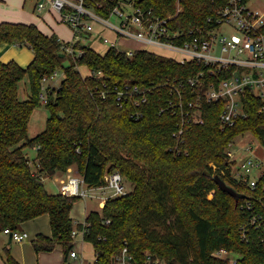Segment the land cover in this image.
<instances>
[{
  "label": "trees",
  "instance_id": "16d2710c",
  "mask_svg": "<svg viewBox=\"0 0 264 264\" xmlns=\"http://www.w3.org/2000/svg\"><path fill=\"white\" fill-rule=\"evenodd\" d=\"M118 1L84 0V4L109 17ZM133 1L162 16L176 13L179 1L183 11L174 22L180 28L205 24L224 2ZM98 2L103 8H98ZM3 43L28 45L35 56L26 68L16 61L0 60V233L47 213L52 236L40 234L34 247L41 251L62 245L69 254L76 228L71 211L81 196L52 193L43 177H54L75 166L89 187H98L106 184L107 173L119 171L131 181L133 190L109 198L101 211L92 210L86 218L90 225L85 239L94 246V264H115V256L125 247L136 264H147V253L166 264H231L229 257L213 255L221 248L239 255L234 264H264V248L240 238L239 227L245 219L240 209L243 197L236 199L219 188L211 166L227 163L225 149L241 134L251 132L264 143L261 97L247 90L248 115L227 127L220 121L224 101H204V122L185 128L184 147L189 154L175 155L173 132L182 118L179 111H160L173 96L167 86L159 84L167 78L193 75L202 68L197 62L181 63L143 49L128 55L116 46L101 53L81 38L73 47L83 54L74 59L65 49L69 43L25 22H0V45ZM67 58L69 65L64 64ZM80 66L101 74H83ZM57 69L63 70L64 78L48 93L46 127L30 138L29 122L42 104L43 80ZM25 78L32 93L20 101L18 85ZM126 79L143 88L152 82L159 87L137 106L133 99L118 100L113 91L123 87ZM108 89L104 97L103 91ZM195 96V91H187L188 99ZM25 147L36 148L34 162ZM225 180L239 193L248 194L246 185ZM212 190L215 193L210 196ZM6 261L20 264L9 248Z\"/></svg>",
  "mask_w": 264,
  "mask_h": 264
},
{
  "label": "built area",
  "instance_id": "2783aa9c",
  "mask_svg": "<svg viewBox=\"0 0 264 264\" xmlns=\"http://www.w3.org/2000/svg\"><path fill=\"white\" fill-rule=\"evenodd\" d=\"M47 2L68 22L74 32V39L66 42L69 45L65 47L71 58L75 59L83 54L82 50L73 47V43L82 38V34L94 33V24L99 23L113 30L118 39L141 41L143 50L155 53L156 50H167L171 53L164 56L181 63L194 61L201 65V69L187 78H167L159 84L167 86L173 96L160 111H179L182 118L178 129L173 132L177 143L172 149L178 154H189L184 147L185 128L204 122V101H224L220 121L223 127H227L234 126L239 117L248 115L244 101L247 90L253 91L264 100V6L254 7L249 4V0H224L216 7L214 13L207 17L205 24L180 28L174 22L175 17L183 11L179 1L176 13L162 16L152 7L136 6L133 0H119L109 17L102 16L94 8L86 6L84 0H40L38 8H45ZM97 6L103 8V3L98 2ZM111 16H116L118 22L111 21ZM132 25L136 26L137 31L132 30ZM103 42L110 47H118L116 41L113 42L107 37H103ZM126 52L133 55L135 51ZM58 71L57 69L43 80L41 100L44 104L48 101V93L54 88L52 85L47 86L46 82H56L53 80L56 79ZM89 74L97 75L101 74V71L90 70ZM159 86L152 82L150 86L143 88L132 79H126L123 87H115L113 91L117 93L118 100L133 99V102L140 106L148 100V93L155 91ZM189 90L195 91L197 96L188 99L186 94ZM108 91L109 89L103 91L104 97ZM261 110L264 111V104ZM139 113H136V117ZM259 142L264 147V143L261 140ZM235 147L234 140L225 149L227 163L224 166L216 163L211 166L214 174H219L224 180L227 178L233 184H243L248 188V194H244L240 203L245 217L239 227L240 238L247 243L257 242L264 248V156L255 153L253 144ZM123 178L119 171L107 173L105 185L91 188L110 187L115 195L124 194L126 191L122 183ZM85 185L82 176H71L67 180H61L60 191L64 195L85 198L88 195ZM214 193L215 190H212L210 196ZM89 225L90 222L85 220L80 229L76 227L72 231L73 238L78 235L85 238ZM3 233L15 241L29 238L28 231L20 228L6 227ZM229 253L225 248H221L214 251L213 255L228 258ZM78 255L76 250L70 251V257ZM114 262L136 264L127 247L115 256ZM146 262L166 264L159 258H154L151 253L146 254Z\"/></svg>",
  "mask_w": 264,
  "mask_h": 264
},
{
  "label": "crops",
  "instance_id": "0c3cea01",
  "mask_svg": "<svg viewBox=\"0 0 264 264\" xmlns=\"http://www.w3.org/2000/svg\"><path fill=\"white\" fill-rule=\"evenodd\" d=\"M39 1L40 0H37V2L33 6L32 4H29V0H0V22L14 21V22L33 23L48 35L55 34L59 39H61L64 42L72 41L74 39V32L73 30H71V27L68 24V22L63 20L60 14L57 13L54 9H52L50 3L48 2L46 3L45 8L39 9L38 8ZM38 11L39 12L46 11V12H44L43 15H40ZM94 27H95L94 33L87 34L86 38H88L90 42L89 45L101 53H104L110 47L108 44L103 42V37H107L113 42L116 41L117 44L122 42L123 40V39H118L117 34L113 30L106 28L99 23H95ZM99 45L103 47V51L99 49L98 47ZM16 46H24V45H16V44H8V43L1 44L0 60L4 62L16 61L24 68L28 67V65L32 61L33 55H31V53L30 54L22 53L23 50L22 49L17 50L15 48ZM56 176H60V180L58 179L59 183L57 186L53 185L54 189H50L45 184L46 188L52 193L61 192L60 191L61 180H67L71 176H82V174L78 172L75 166H73L70 167L67 172L64 173L59 172ZM85 187H89V186L86 184ZM109 194H111V192L106 193V191L98 194L97 197L100 198L99 204L101 208L104 206L107 200V196H109ZM87 206L88 204L86 202L85 215L83 219H76L75 216L73 215L74 209H72L71 211V217L73 218L77 229H80L78 225L80 224L82 225L83 222L86 220L89 212L92 211L89 210ZM19 228L28 231L29 238L23 241H15L9 235L3 232L0 233V264H8L6 261V248L10 249L12 256L20 264H70V260H71L70 253L66 254L65 249L62 247V245H56L52 250H41V251H37L36 248L34 247V242L37 240L40 234L48 237L52 236V228H51L49 214L46 213L37 216L33 219L27 220L23 222ZM85 240L86 239L83 238L82 242L84 243ZM74 244L75 243L73 240V247ZM73 247L72 249H74ZM83 250L82 253L84 252ZM94 253H95V249H94ZM95 259H96V255H95ZM81 264H94V262L91 261L86 262L83 259V255H82Z\"/></svg>",
  "mask_w": 264,
  "mask_h": 264
},
{
  "label": "rangeland",
  "instance_id": "374dc122",
  "mask_svg": "<svg viewBox=\"0 0 264 264\" xmlns=\"http://www.w3.org/2000/svg\"><path fill=\"white\" fill-rule=\"evenodd\" d=\"M36 2H37V0H29V4H32L33 6ZM249 4L254 6V7H263L264 6V0H249ZM44 12H46V11H43V12L38 11V13H40V15H43ZM110 19L113 22H118V18H116V16H111ZM131 28L133 31H137L136 26L132 25ZM81 40L85 44H90L88 38H86V37H82ZM98 47L101 51H103L102 46L99 45ZM118 47L121 50H125V51L126 50L135 51L137 49H142L144 47V45L139 40L124 38L122 40V42L118 43ZM15 48L17 50L22 49L23 50L22 53H27V54L31 53V55H33V58H32V61H33L34 56H35L34 51L28 45L16 46ZM156 51L160 55H167V54L171 53L167 50H156ZM70 63H71V60L69 58H67L64 64L69 65ZM79 69L81 70V72L83 74H89L90 73V70L85 66H80ZM63 78H64V73H63V70L60 69L58 71L56 79L53 80L56 82L48 81V82H46V85L47 86L52 85L53 87L57 88L61 84ZM31 93H32V90H31V85H30L29 80L27 78H25L22 81H20V83L18 85V97H19L20 101L27 100ZM49 115H50V112L43 102L39 107H37L33 111L31 118H30L29 127H28V136L30 138L36 136L37 134H39L40 132H42L45 129L46 121H47V118L49 117ZM176 143L177 142H175L174 146L176 145ZM235 143H236V147L246 146L248 144H253L255 146V153L264 156V147L259 142V139L251 132H246L244 134L239 135L235 139ZM24 151L28 155V157L31 159V161L34 162V159L36 158V155H37L36 148L25 147ZM172 151L174 152L175 155H179L175 150L172 149ZM33 166L35 167V164H33ZM58 179L60 180V176L43 177L45 184L50 189H54L53 185H56V186L58 185V183H59ZM54 181H56V182H54ZM122 183H123L124 190L126 191V193L131 192L133 190L134 187H133L131 181H129L128 179L123 178ZM86 188L88 191V195L85 198L84 197H82V199L80 198L74 204L73 215L75 216L76 219H83V217L85 215L86 202L88 204L87 208L89 210H99V211L102 210L103 207L101 208L100 204H99L100 198L97 197L99 193L104 192V191H106V193L111 192V194H109V196H107V200L109 198L116 197L118 195H122V194L115 195L113 189L110 187H104L103 189H91L89 187H86ZM82 239L83 238L81 237V235H78L75 238H73L74 243H75L73 248L79 252V256L77 258L70 257L71 258L70 264H81L82 255H83V259L86 262H90V261L94 262L95 253H94L93 244L90 241H88L87 239L83 243ZM82 250L84 251L83 253H82ZM228 256L231 259V264H234L236 258L239 257L238 254H234V253H229ZM163 262H165V261L163 260Z\"/></svg>",
  "mask_w": 264,
  "mask_h": 264
},
{
  "label": "water",
  "instance_id": "95a60500",
  "mask_svg": "<svg viewBox=\"0 0 264 264\" xmlns=\"http://www.w3.org/2000/svg\"><path fill=\"white\" fill-rule=\"evenodd\" d=\"M213 178L216 184L219 186V188L230 193L236 199L244 196V194L239 193L235 188L229 185L219 174H215Z\"/></svg>",
  "mask_w": 264,
  "mask_h": 264
}]
</instances>
